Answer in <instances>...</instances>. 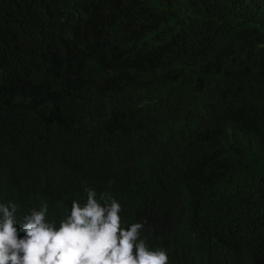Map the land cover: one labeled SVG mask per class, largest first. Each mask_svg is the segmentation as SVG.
Returning a JSON list of instances; mask_svg holds the SVG:
<instances>
[{
  "label": "trees",
  "instance_id": "16d2710c",
  "mask_svg": "<svg viewBox=\"0 0 264 264\" xmlns=\"http://www.w3.org/2000/svg\"><path fill=\"white\" fill-rule=\"evenodd\" d=\"M85 187L168 264H264V0H0V203Z\"/></svg>",
  "mask_w": 264,
  "mask_h": 264
},
{
  "label": "clouds",
  "instance_id": "9594fccd",
  "mask_svg": "<svg viewBox=\"0 0 264 264\" xmlns=\"http://www.w3.org/2000/svg\"><path fill=\"white\" fill-rule=\"evenodd\" d=\"M84 191L86 202L73 200L58 226L42 204L23 217L18 230L17 205L0 203V264H168L165 250H150L141 238L146 222L125 228L121 205L110 193L97 199L93 189Z\"/></svg>",
  "mask_w": 264,
  "mask_h": 264
}]
</instances>
